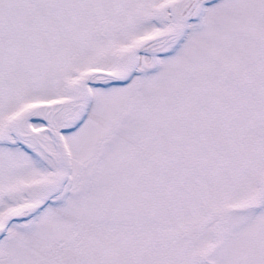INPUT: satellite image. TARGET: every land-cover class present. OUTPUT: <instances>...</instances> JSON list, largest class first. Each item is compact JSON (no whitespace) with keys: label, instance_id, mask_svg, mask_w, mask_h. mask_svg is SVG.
Instances as JSON below:
<instances>
[{"label":"snow or ice","instance_id":"1","mask_svg":"<svg viewBox=\"0 0 264 264\" xmlns=\"http://www.w3.org/2000/svg\"><path fill=\"white\" fill-rule=\"evenodd\" d=\"M0 264H264V0H0Z\"/></svg>","mask_w":264,"mask_h":264}]
</instances>
